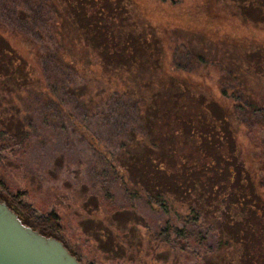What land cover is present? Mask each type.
<instances>
[{
  "label": "trees",
  "instance_id": "obj_1",
  "mask_svg": "<svg viewBox=\"0 0 264 264\" xmlns=\"http://www.w3.org/2000/svg\"><path fill=\"white\" fill-rule=\"evenodd\" d=\"M66 1L74 23L81 24L78 29L93 51L113 64L125 54L124 45L130 44V55L136 58L144 36H134L120 26L108 27L107 14L113 16L117 10L109 11L113 0H103L107 4L95 13H88L86 8L97 0ZM4 21L19 24L9 26L8 30ZM65 24L60 8L50 0H0V64L6 69L0 74V150L4 147L3 126L8 115L24 126L21 117L30 114L35 102L44 110L51 107L52 111L62 103L70 104L86 115H99L102 126L112 133L109 139L116 137L115 164L105 159L98 171L103 176L100 181L104 201L111 207L105 214L137 213L133 201H144L160 213L157 228L150 232L153 255L161 247L177 249L179 239L200 248L205 264H220L225 253L236 245H263L264 158H251V163L246 164L235 133L241 122L247 131L264 130V104L236 89L245 94L246 102H235V98L240 99L235 95L229 106L223 89L219 100L199 94L200 108L192 110L183 97L188 101L198 98L173 76L165 90H157L151 96L120 90L111 83L94 92L90 81L97 77L87 73L90 64H84L64 42ZM4 32L16 41L1 35ZM144 44L149 49L150 45ZM189 55L197 62L204 60L198 52L189 51ZM105 76L110 79L111 74ZM229 79L236 83L232 77ZM76 83L83 85L77 94L71 87ZM111 177L130 205L111 202ZM0 200L13 208L24 224L64 243L55 213L45 218L22 214L28 206L9 192H0ZM109 229L107 223L103 230ZM212 238L214 243L209 244ZM64 245L80 260L72 248ZM190 245L180 249L188 250ZM216 258L221 259L216 262Z\"/></svg>",
  "mask_w": 264,
  "mask_h": 264
},
{
  "label": "rangeland",
  "instance_id": "obj_2",
  "mask_svg": "<svg viewBox=\"0 0 264 264\" xmlns=\"http://www.w3.org/2000/svg\"><path fill=\"white\" fill-rule=\"evenodd\" d=\"M50 1L66 19L64 42L84 64H90L87 73L97 77L90 81L94 92L111 83L120 90L151 96L165 90L173 76L186 84L194 97L202 94L219 100L225 89L224 100L230 106L235 95L240 96L235 102H246L245 94L236 90L240 89L253 101L264 104V0H253V4L252 0H113L109 11L117 10L113 16L107 14L108 27L120 26L134 36L143 35L145 47H140L132 59L133 47L124 45L125 54L113 64L93 51L78 29L81 24L74 23L71 10H67L68 2ZM104 4L107 3L97 0L86 8L87 12L95 13ZM17 24L4 21L7 29ZM1 35L16 39L6 32ZM144 43L150 45L149 49ZM189 51L198 52L203 62L195 61ZM5 71L0 64V74ZM108 73L110 79L105 76ZM104 77L105 81H101ZM71 87L79 93L83 85ZM197 98L188 101L183 97V101L198 110L201 97ZM60 108L46 111L35 102L30 114L21 117L24 126L17 118L7 116L4 147L0 150V192H9L28 206L22 214L45 218L55 213L60 238L82 264H205L201 249L190 245L191 241L177 239V249L161 247L154 255L151 253L150 232L157 228L161 215L144 201H133L137 213L105 214L111 207L104 201L100 181L103 176L98 171L105 159L113 161L116 137L109 139L112 133L102 126L99 115H86L70 104L62 103ZM235 136L246 164L251 163V158H264V130L247 131L241 122ZM111 179V202L130 205L122 188ZM107 223L111 229L105 231ZM261 242L263 245L255 243L247 248L236 245L225 253L220 264H264V239ZM213 243L212 238L209 244ZM186 244L190 245L188 250L180 249ZM220 259L216 258V262Z\"/></svg>",
  "mask_w": 264,
  "mask_h": 264
},
{
  "label": "water",
  "instance_id": "obj_3",
  "mask_svg": "<svg viewBox=\"0 0 264 264\" xmlns=\"http://www.w3.org/2000/svg\"><path fill=\"white\" fill-rule=\"evenodd\" d=\"M0 264H82L57 238L24 224L0 200Z\"/></svg>",
  "mask_w": 264,
  "mask_h": 264
}]
</instances>
